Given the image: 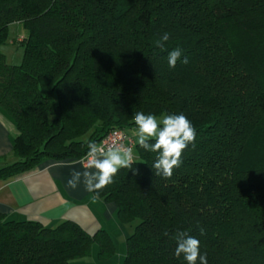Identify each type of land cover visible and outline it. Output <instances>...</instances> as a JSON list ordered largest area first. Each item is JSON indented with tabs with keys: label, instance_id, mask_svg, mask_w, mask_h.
Listing matches in <instances>:
<instances>
[{
	"label": "trees",
	"instance_id": "trees-1",
	"mask_svg": "<svg viewBox=\"0 0 264 264\" xmlns=\"http://www.w3.org/2000/svg\"><path fill=\"white\" fill-rule=\"evenodd\" d=\"M13 22L26 30L23 60L0 51V109L18 133L0 180L83 159L87 141L129 133L136 112L183 113L195 147L171 178L135 142L136 171L121 168L99 193L132 226L121 264H186L174 256L182 230L208 264H264V0H0V45ZM175 48L188 64L169 67ZM93 244L113 256L105 230L0 213V264H77Z\"/></svg>",
	"mask_w": 264,
	"mask_h": 264
},
{
	"label": "clouds",
	"instance_id": "clouds-1",
	"mask_svg": "<svg viewBox=\"0 0 264 264\" xmlns=\"http://www.w3.org/2000/svg\"><path fill=\"white\" fill-rule=\"evenodd\" d=\"M170 34L165 32L155 41V46L164 48ZM182 51L175 48L168 53V64L174 68L177 62L188 64L185 56L182 60ZM135 124L136 144L145 151L156 153L152 164L155 175L171 178L173 170L182 164V156L189 145L195 147L196 128L183 113H161L158 117L153 113L136 112L132 117ZM87 153L83 160L66 162L67 167L73 170L67 180L66 187L73 191L83 184L85 191L93 193V199H99V193L114 182V177L121 168L136 171L133 148L115 141L107 146L87 141ZM80 164L81 169L75 165ZM204 235V229H200ZM168 235L167 232L164 233ZM173 239L176 242L174 256H181L186 264H208L207 254H201L200 241L187 231H178Z\"/></svg>",
	"mask_w": 264,
	"mask_h": 264
},
{
	"label": "crops",
	"instance_id": "crops-1",
	"mask_svg": "<svg viewBox=\"0 0 264 264\" xmlns=\"http://www.w3.org/2000/svg\"><path fill=\"white\" fill-rule=\"evenodd\" d=\"M17 133L13 120L0 109V167L14 161L11 151ZM83 159H47L29 171L0 180V213L7 219L36 221L44 226L68 220L90 235L102 229L112 242L114 238L126 239L128 233L114 204L94 200L83 184L75 191L66 187L73 170L66 162ZM75 168L81 169V165Z\"/></svg>",
	"mask_w": 264,
	"mask_h": 264
},
{
	"label": "rangeland",
	"instance_id": "rangeland-1",
	"mask_svg": "<svg viewBox=\"0 0 264 264\" xmlns=\"http://www.w3.org/2000/svg\"><path fill=\"white\" fill-rule=\"evenodd\" d=\"M25 35L26 30L22 25L14 22L8 25L6 40L0 45V51L5 55L7 62L15 65L22 63L24 48L17 43L20 42ZM129 133L136 142L135 128L130 129ZM134 156L137 158L135 153ZM123 227L127 233L132 231V226L130 225L123 224ZM114 239V253L112 257L100 260L97 257V246L94 244L90 255L74 259L72 262L77 264H121L125 256L126 239L124 237Z\"/></svg>",
	"mask_w": 264,
	"mask_h": 264
},
{
	"label": "built area",
	"instance_id": "built-area-1",
	"mask_svg": "<svg viewBox=\"0 0 264 264\" xmlns=\"http://www.w3.org/2000/svg\"><path fill=\"white\" fill-rule=\"evenodd\" d=\"M124 144L127 147H132L133 152L135 153V140L132 135H130L123 128H113L107 132L105 136H103L97 144H102L104 146L109 145L112 142ZM86 157V156H85ZM84 157V159H85Z\"/></svg>",
	"mask_w": 264,
	"mask_h": 264
}]
</instances>
